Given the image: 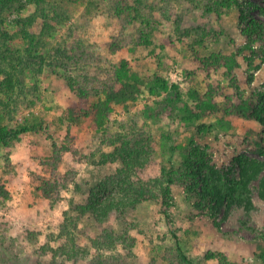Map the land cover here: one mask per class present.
Segmentation results:
<instances>
[{"label":"rangeland","instance_id":"1","mask_svg":"<svg viewBox=\"0 0 264 264\" xmlns=\"http://www.w3.org/2000/svg\"><path fill=\"white\" fill-rule=\"evenodd\" d=\"M15 1L19 5L12 11L0 12V30L7 34L4 52L0 49V132H9L2 136L6 143L0 140V184L10 193L0 199V264H92L96 257L112 264H186L178 246L192 264H220L219 252L234 263L261 264L254 239L264 226V171L250 184L254 207L221 209L214 225L211 219L193 217L184 190L174 187L169 205L160 199L141 201L123 216L113 213L109 225L128 232L126 244L115 241L110 250L98 251L93 240L106 226L91 224L76 232L86 254L69 260L56 253L68 240L61 235L64 213L74 204L107 182L114 185L102 198L125 194L123 178L116 177L124 161L121 148L132 136L146 133L149 139L146 151L137 148L143 164L131 175L137 182L148 183L163 167L178 166L195 147L206 164L227 171L233 180L240 178L244 161L264 165V155L246 133L248 128L259 131L256 121L234 119L227 133L217 124L226 99L240 102L264 94V56L246 47L238 7L222 8L223 1L212 7L214 0H122L132 9L120 21L110 7L116 0H108L107 7H90L91 0ZM249 1L255 5L252 14L264 18V0ZM144 28L153 32L151 45L139 44L141 37H135ZM118 35L122 46L112 53L109 45ZM215 55L232 61V69L206 65ZM122 60L146 82L162 72L168 89L116 111L102 128H94L92 115L80 109L73 122L69 108L79 104V89L89 92L88 110L104 98L113 67ZM17 72L20 80L9 82ZM193 91L202 96L211 92L221 111L208 109L202 115ZM185 105L199 116L188 131L182 124L189 115L181 112ZM69 129L78 137L80 157L65 155L66 164L51 179L63 186L61 200L55 202L40 191L42 180L51 178L43 161ZM208 254L215 256L208 259Z\"/></svg>","mask_w":264,"mask_h":264},{"label":"trees","instance_id":"2","mask_svg":"<svg viewBox=\"0 0 264 264\" xmlns=\"http://www.w3.org/2000/svg\"><path fill=\"white\" fill-rule=\"evenodd\" d=\"M96 1L97 2L91 0L90 7H98V5L107 7L108 5V0ZM220 1H223L222 8L231 7L232 5L238 7L240 19L239 30L246 42V47L250 48L256 55L264 56V18H258L252 14L251 10L255 7L254 3H251L249 0L246 2H239L238 0H214L211 2V6L213 7L212 4ZM15 4V0H0V12L5 9L12 11L19 5L18 3V5L15 6ZM37 4H39L38 1ZM110 7L114 17L120 21L126 16L128 8L132 9L130 4L126 2L123 3L122 0H116ZM260 9L264 17V6ZM148 28H151L153 32L156 31L154 27ZM151 30L144 28L140 36H135L136 38L141 37L139 44L143 43L146 46L151 45L153 38V32ZM5 36H7V34H4L0 30V49L2 50ZM133 40L134 37L132 35V41ZM121 46L122 39L120 35H118L113 37L109 45V50L115 53ZM54 63L58 64L55 61ZM216 63L218 66L223 64L224 66H228L229 70L232 69L233 62L228 61L227 58L221 59L218 55L213 56L207 61L206 65L211 64L210 66H213ZM113 68V80H110L109 83L105 85L103 90L104 98L99 99L97 102H93L88 110H86V105L90 103L88 101L89 92L84 87L79 89V104L69 108V116L73 122L78 120L76 114L78 109H80L84 115H92L94 128H102L107 122L108 117L116 111L132 108L149 95H159L160 89H168V83L160 71L155 72L153 78L146 82L131 68L127 60H122ZM19 72L21 74L23 70ZM10 77L11 80L9 82L11 83L15 78L20 80L18 72ZM9 85L11 84L9 83ZM190 94L198 95L202 115L205 114L208 109L221 111V107L211 92H208L204 96L194 91L190 92ZM257 96V98H250L247 101L240 100V102H231V98L226 99L222 108L224 115L218 118L217 124L218 126L220 125V129L223 130L224 133H227L233 128L234 119L241 118L256 121L260 126L259 131L248 128L246 129V133L249 138H251L255 151L264 155V94H259ZM81 104H85V106H79ZM181 112L189 114L184 116L185 118H183L182 122L188 131L195 123V119L199 116L192 110H188L187 105L181 109ZM152 116L154 115L152 114ZM4 132L6 133L2 134L3 132H0V140L2 141H4L2 136L9 133L7 130ZM130 139H132L131 142L129 144H123L121 148V156L124 161L122 162L123 166L120 169V174L116 177L119 179L123 178L122 181L125 185H123L121 189L125 191V194L121 197H118V195H109L102 198L101 193L103 191L107 192L111 187L110 185H114L113 182H107L104 183V187L100 185L99 188L95 189L85 202L74 204L70 211L65 212L64 216L66 221L63 225L61 235L68 236V240L66 244L61 246L56 252L59 253V255L67 256L69 260H73L74 257L76 258L78 255H82L83 253L86 254L78 242L76 232L81 229L86 230L91 224L94 225L93 227L106 226L102 233L93 240V246L98 249V251H101L102 248L110 250V247L115 245V241L126 244L131 241V236H129L128 232H119L109 225L110 223L108 221L113 213L123 216L129 208H135L141 201H156L160 199L164 204L169 205L172 200V189L174 187H180L184 190L193 217L197 219H211L213 225L216 224L215 217L221 212V209L230 208L234 204L240 206L244 205L245 208L250 210L254 207L249 195L250 184L264 171V165H258L255 162L246 164L244 161L241 166L240 178L238 180H233L227 171H219L213 166L206 164L203 152L200 151L199 147H195L183 154L178 166L171 168L163 167L158 177L152 178L148 183H142L135 181L131 175H133L136 170L142 168L141 155L137 153V148L140 147V151H146L148 149V135L146 133H141L139 139H134L133 136ZM4 142L6 143V140ZM126 148H128L130 152L125 150ZM125 153L128 159L125 158ZM67 154H70L74 159L80 157L78 137L71 129H69L62 143L56 141L52 143V155L50 158L43 161V165L46 170H49V176L51 178L47 180L44 178V180H42L40 191L51 201L58 202L61 200L60 197L58 198V194L61 193L63 186L51 179H54L55 176L57 177L59 169L62 165L66 164L65 155ZM123 174L125 177H122ZM69 175H71V172ZM262 185L264 186V180L262 181ZM6 198H10L9 190L5 184H0V199ZM84 222L87 223L84 224ZM254 241L259 248V252H255V256L261 264H264V226L256 230ZM177 249L181 260L186 264H192L190 258L181 247L178 246ZM214 256V254L207 255L208 259H213ZM217 257L220 264H241L238 261L235 263L232 262V260L229 261L228 257L220 252L217 253ZM92 264L112 263L109 260L96 257Z\"/></svg>","mask_w":264,"mask_h":264}]
</instances>
